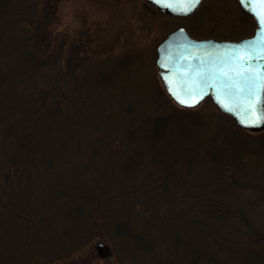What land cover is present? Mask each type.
I'll return each instance as SVG.
<instances>
[{
	"label": "trees",
	"instance_id": "trees-1",
	"mask_svg": "<svg viewBox=\"0 0 264 264\" xmlns=\"http://www.w3.org/2000/svg\"><path fill=\"white\" fill-rule=\"evenodd\" d=\"M230 1L243 23L223 35L252 34ZM57 12L54 0H0V264H54L97 239L130 264H264V168L249 149L235 134L203 139L202 120L176 115L198 107L146 89L140 52L102 55L82 34L65 49ZM252 183L259 194L243 193Z\"/></svg>",
	"mask_w": 264,
	"mask_h": 264
},
{
	"label": "rangeland",
	"instance_id": "rangeland-1",
	"mask_svg": "<svg viewBox=\"0 0 264 264\" xmlns=\"http://www.w3.org/2000/svg\"><path fill=\"white\" fill-rule=\"evenodd\" d=\"M54 1L58 2L57 13L59 15L55 31H57L59 42L65 43V49L82 34L80 38L90 39L91 46L97 51H101L102 55L107 53L120 54L124 51L140 52L139 58L142 66H139L138 76L146 81V89L152 88L150 90L157 87L158 83L162 84L157 66L154 65V60H156L154 47L169 30L187 22L190 26L197 24L199 28L201 26L205 27V30L201 33H191L195 37L226 38L223 35L225 33H222V31L228 28V24L239 27L243 23L242 18L238 16L239 12L235 3L230 0H218L216 3L212 0L208 5L204 4L200 15L186 21L157 10L154 6L148 4L146 0ZM215 4L220 6L217 10L218 14L209 15L210 12L206 8ZM193 28L197 31L195 27ZM211 30H213V33ZM239 37L230 38L236 39ZM196 113L195 116L181 113H176V115H182L181 118L188 123H191L193 121L191 119H196V117L202 120L204 124L201 128L196 125V129L203 139L214 135L217 140L216 143H219L222 136L225 135L226 138H229L230 135L235 134L237 137L235 147L249 149V157H251L249 166L256 168L260 165L261 168H264V153L262 154L263 157L255 158L253 152L255 147H264V141L260 138L264 135V129L259 131L242 129L244 133L235 132L234 128H228L223 124L222 120L224 119L222 117L224 115L219 112L212 102L204 101L198 106ZM203 149H206V145L203 146ZM219 152L220 154L223 153L222 151ZM252 173L254 172L249 171V174ZM261 175H263L262 172ZM256 185L254 183L249 184L242 189V192L248 195H258L259 191L256 190ZM252 220L256 224H260L261 217L253 214ZM99 242L108 244L112 253L110 255L101 253L98 247ZM113 250L114 246L110 240L97 239L80 252L54 264H130L119 259L117 255L113 254Z\"/></svg>",
	"mask_w": 264,
	"mask_h": 264
},
{
	"label": "water",
	"instance_id": "water-1",
	"mask_svg": "<svg viewBox=\"0 0 264 264\" xmlns=\"http://www.w3.org/2000/svg\"><path fill=\"white\" fill-rule=\"evenodd\" d=\"M243 8L257 20L254 33L237 39L226 38H197L185 26H179L169 31L157 45V67L160 78L172 99L181 106L194 107L199 105L206 97L211 96L217 107L229 115L238 126L244 129L259 131L264 129V52L260 51L262 28L258 23V13H264L262 0H238ZM156 8L175 15L188 16L194 13L203 0H200L195 9L185 13L181 9L188 5V0H147ZM168 5H171L169 7ZM255 46V47H253ZM243 49V52H236ZM250 53L251 60L239 65H233L232 60L237 55ZM224 67H238L249 69V75L260 73L256 80L254 92L245 90L238 92L212 83L208 74ZM188 100L183 104L177 98ZM260 99L255 113L248 104L255 99ZM195 101V102H193ZM258 119L256 124L245 123ZM99 249L109 252L110 247L105 242H99Z\"/></svg>",
	"mask_w": 264,
	"mask_h": 264
},
{
	"label": "snow or ice",
	"instance_id": "snow-or-ice-1",
	"mask_svg": "<svg viewBox=\"0 0 264 264\" xmlns=\"http://www.w3.org/2000/svg\"><path fill=\"white\" fill-rule=\"evenodd\" d=\"M159 2V0H158ZM200 0H188V5L182 7V11L185 13L191 12L195 9L196 5L199 4ZM262 4H264V0H262ZM171 7V5H168ZM258 23L262 28L261 35V43H260V51L264 52V13H258ZM255 47V46H253ZM236 52H243V49H237ZM252 55L250 53H245L244 55H237L233 58L232 64L239 65L244 61L251 60ZM249 69L246 68H238V67H229L225 69L224 67L219 68L217 71H210L208 74V79L212 81V83H219L220 87L227 89H235L238 92H244L245 90L249 92H254L256 89V80L260 78V73L256 72L252 75H249ZM174 95L180 99V102L183 104H188L189 101L180 97L179 93H175ZM195 102V101H193ZM260 99L257 98L253 102L248 104V107L252 109L253 113H255L256 106L260 104ZM259 120H251L245 121V123L256 124Z\"/></svg>",
	"mask_w": 264,
	"mask_h": 264
}]
</instances>
